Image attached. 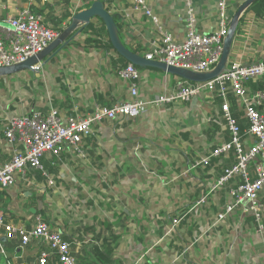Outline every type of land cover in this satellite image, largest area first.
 <instances>
[{"label": "crops", "instance_id": "crops-1", "mask_svg": "<svg viewBox=\"0 0 264 264\" xmlns=\"http://www.w3.org/2000/svg\"><path fill=\"white\" fill-rule=\"evenodd\" d=\"M1 1L5 5V12H12L22 8L27 0ZM94 1L71 0L66 10L71 11L73 18L74 13L89 8ZM101 1L115 17L121 42L134 54L145 57L157 34L150 18L133 10L131 0ZM148 1L162 25L178 41H183L186 35L183 0ZM217 1L196 0V13L202 32L211 33L218 28ZM245 1L230 0L232 18ZM52 2L54 4L39 2L41 13L47 16L51 10L56 13L63 11L62 0ZM71 21L59 28L64 30ZM91 22L101 24L103 21L94 17ZM50 25L54 26L52 23ZM81 33L78 31L68 44L59 45L43 59L41 71L48 79L50 100L46 104L37 103L39 106L32 109L47 111L50 107H58L63 114L90 113L96 104L112 106L131 99L130 83L117 74L118 68L123 66L119 57L124 56L115 48L88 45L86 38L90 34ZM81 35L86 38L85 43L79 46L75 40ZM75 45L80 48L76 49ZM263 58L264 13L260 14L249 7L236 22L227 66L237 61L252 63ZM138 69L141 74L139 91L144 101L172 93L182 80L181 76L165 70L163 72V69L146 66H139ZM250 86L253 90L264 88V76L252 81ZM235 99L230 96L231 109L241 114ZM195 101L191 104L173 100L159 107L152 105L144 116L123 117L95 127L92 135L86 139L87 159L63 154L57 164L45 160L47 173L54 178L55 185H49L47 176L40 171L29 173L27 178L19 177L14 187L0 192V210L9 222L27 226L33 223L36 213H43L47 221L61 228L65 239L72 242L77 264L93 261L86 250L101 245L102 239H97L99 235L111 237L99 223L104 220L112 223L113 234L118 235V240L112 242L116 245L113 258L121 260L123 264H264V233L255 230L251 218L245 217L243 220L241 212L237 210L225 220L215 223L218 213L231 201L229 190L233 183L209 192L223 168L234 162L232 156L213 160L210 166L188 176L182 175L188 165L216 146L220 139L229 138L228 131L224 129L221 98L214 92L206 93L202 99ZM11 116L9 114L0 119V164L9 158L3 127ZM134 144L140 145L141 150L144 148L148 155H155L153 169L158 171H155V179L147 178L144 173L139 176L135 173V165L130 164ZM106 169L113 170L108 184L109 211L104 209L102 215H97L93 211L95 208H92L91 211L77 212L72 218L55 209V199L61 208L65 206L60 199H68L70 190L66 185L76 176L81 178L80 185L85 194H89L83 201H89L91 207L96 204L88 187L97 184ZM79 170L76 175L75 172ZM170 171L171 175L168 174ZM37 173H42L43 178H38ZM168 183L170 189L165 194L164 184ZM27 185H35L37 192L42 193L41 199L47 202L46 209L40 208V200L37 203V199H33L40 193L30 191ZM129 194L132 202L127 199ZM206 194V202L198 204ZM262 202L264 204V192ZM181 216V223L169 232L172 219ZM16 241L6 240L3 232H0V245L5 251L2 252L0 246V264H38L39 248L35 245H10ZM48 264L57 262L50 260Z\"/></svg>", "mask_w": 264, "mask_h": 264}, {"label": "built area", "instance_id": "built-area-1", "mask_svg": "<svg viewBox=\"0 0 264 264\" xmlns=\"http://www.w3.org/2000/svg\"><path fill=\"white\" fill-rule=\"evenodd\" d=\"M41 1L54 4L53 0H27L22 8L5 12V5L0 0V68L36 59L30 70L36 73L42 70L43 59H40V55L61 32L47 23L46 15L38 11ZM131 3L133 10L150 18L157 31L156 38L145 55L146 59L194 73L212 71L219 64L225 38L232 26L230 0L217 1L218 28L211 33L199 29L196 0H183L186 13V35L183 41H178L162 25L148 0H131ZM117 74L130 83V100L112 106L96 104L90 113L63 114L58 107H50L47 111L32 109L6 119L3 134L9 158L0 164V192L11 189L19 177L27 178L33 171L42 172L47 176L49 185L54 186V178L47 173L44 161L51 160L53 164H57L63 154L87 159L86 139L97 126L123 117L144 116L152 105L159 107L173 100L192 104L195 100L202 99L206 93L215 92L222 100L224 129L228 131L229 138L220 139L216 146L188 165L182 175L188 176L200 168L210 166L213 160L232 156L234 162L223 168L209 192L221 190L233 183L229 190L231 201L218 213L215 223L239 210L243 220L245 217L251 218L255 230L263 234L264 88L253 90L250 83L264 76V58L252 63L234 62L218 76L206 81L182 79L175 91L161 94L151 101H144L140 96L141 74L136 64L128 62L118 68ZM230 96L236 98L238 108L243 113L242 118L247 120L248 127L245 129H242L232 112ZM30 182L28 183L31 184ZM207 196L208 194L203 196L198 204L205 203ZM182 219L183 216L173 218L169 232ZM33 220L29 226L9 222L5 213L0 210V232H3L6 240H18L23 246H37L38 264H48L50 260H55L57 264L78 263L72 242L65 239L61 228L52 226L41 212L36 213ZM0 246L1 251L5 252L3 245Z\"/></svg>", "mask_w": 264, "mask_h": 264}, {"label": "rangeland", "instance_id": "rangeland-1", "mask_svg": "<svg viewBox=\"0 0 264 264\" xmlns=\"http://www.w3.org/2000/svg\"><path fill=\"white\" fill-rule=\"evenodd\" d=\"M81 34L85 35L83 32ZM82 35L79 39L75 40L79 46L85 43L86 37L84 38ZM122 41L124 40L122 39ZM78 45H75L76 49L80 48ZM162 71L165 72L164 70ZM47 83L48 79L45 75V72L43 71L36 73L30 69H27L19 73L0 75V119L5 118L9 114L17 115L26 113L32 108L39 106L37 103H40V105L41 103L46 104V102L50 100L48 95V90L50 91V87ZM131 152L130 164L133 167L135 165L136 168H134V171L137 176L144 173L147 178L150 177L155 179L157 177L156 172H158L153 169L155 155H148L146 152H144V148L141 150V146H138L137 144L134 146V149H132ZM104 153H106V150L103 152V154ZM112 171L113 170L106 169V173H104L103 176L97 180V184L95 183V185L88 187V189H90L91 195L96 200V204H93L92 207L90 206L91 204L89 201H83V199L88 197L89 194H85V191H83V188L80 185L82 180L80 177L78 178V176H76V179L73 178L72 181L69 180L68 184L66 185L67 189L70 190L67 194L68 199L66 201H64L63 198L60 199V203L62 205L64 204L65 206L61 208L62 206H60L58 200L55 199V209H59L62 215H69L72 218H74L75 215L80 213L82 210L84 211L88 209V211H91L92 208H95L93 211H95L97 215H102L104 209L109 211L110 208H108L107 205L109 203L108 200L110 199V186L108 184H110V180L112 179ZM79 172L80 170L76 171L75 174L78 175ZM168 174L171 175L172 172L170 171ZM165 182H168L167 178ZM164 185L166 186H164L163 192L167 194V190L170 189V184L168 183ZM26 187L30 191H34V193L35 191L38 194L40 193L38 196L35 194V199H37V203L40 200V208L46 209L47 202H45L44 199H41L42 193L37 192L35 185H27ZM79 192H83V195L81 196ZM127 199H130V194L127 195ZM129 201L132 202V200ZM61 210H63V212H61Z\"/></svg>", "mask_w": 264, "mask_h": 264}, {"label": "water", "instance_id": "water-1", "mask_svg": "<svg viewBox=\"0 0 264 264\" xmlns=\"http://www.w3.org/2000/svg\"><path fill=\"white\" fill-rule=\"evenodd\" d=\"M256 0H246L243 5L239 8L237 13L234 15L232 20V26L231 29L225 38L224 42V52L222 55V59L219 62V64L215 67L214 70L205 72V73H194L192 71H188L183 68H177L174 66H169L166 63L155 61V60H148L145 57L134 54L132 51H130L120 40L118 36V27L115 21L114 15H112L104 6V3L101 0H96L92 3V5L84 9L82 11H79L73 15L71 23L64 29L63 32L60 33L58 38L50 44V46L40 55V59H44L49 53L54 51L59 47V45H66L68 44L74 35V31L78 29L79 27L86 25L91 22L92 18L98 17L102 19V21L105 23V26L107 28V31L109 33V37L111 39V42L114 46V48L123 55L128 61L138 65V66H146V67H154L163 69L169 73L177 74L178 76H181L184 79L199 82V81H206L212 78H215L218 76L223 70L227 67V60L230 53V46L234 37L235 29H236V22L240 16V14L247 8L250 7V5ZM36 59H30L24 63L15 65L13 67H6V68H0V75H9L14 73L23 72L27 69H30L31 65L35 63Z\"/></svg>", "mask_w": 264, "mask_h": 264}, {"label": "trees", "instance_id": "trees-1", "mask_svg": "<svg viewBox=\"0 0 264 264\" xmlns=\"http://www.w3.org/2000/svg\"><path fill=\"white\" fill-rule=\"evenodd\" d=\"M71 3V0H63V11L61 13H56L54 11H50L46 16V22L52 23L54 27L59 30L60 32H63V28L59 26H62L63 23L68 22L72 19V13L71 11L66 10V7L69 6ZM52 8V7H51ZM250 8L256 9L258 13L263 14L264 13V0H256L251 5ZM38 11L41 12V9L38 8ZM81 31L83 33L90 34L86 38V43L90 46L100 47L103 49H114V46L111 42V39L109 37V33L107 31V28L103 22L101 24H95L93 22H90L86 25H83L79 27L72 35H74L76 32ZM120 61L124 65H127L128 60H126L124 57H119ZM139 67V66H138ZM184 79V78H182ZM232 112L234 116L238 119L242 129H245L248 127L247 120L240 117V115L243 113H238L235 111L234 108H232ZM38 178H43L42 173H37ZM33 199H35L33 197ZM101 227L106 230V233L109 232L111 234V237H102L99 235L97 239H102L101 245H94V247L90 250H86L87 254L91 256L93 259L92 262H89V264H123V262L119 259L113 258L116 245H114L112 242L118 240V235L113 234L112 230V223H110L107 220L100 221L99 222ZM111 238V239H109ZM11 246L17 247L20 245L19 241H16L13 244H10ZM85 260V258H82Z\"/></svg>", "mask_w": 264, "mask_h": 264}]
</instances>
